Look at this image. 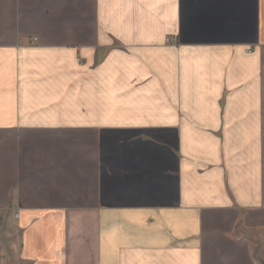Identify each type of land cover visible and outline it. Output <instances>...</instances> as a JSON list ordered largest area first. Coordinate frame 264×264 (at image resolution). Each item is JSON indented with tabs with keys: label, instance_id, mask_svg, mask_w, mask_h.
I'll list each match as a JSON object with an SVG mask.
<instances>
[{
	"label": "crops",
	"instance_id": "obj_1",
	"mask_svg": "<svg viewBox=\"0 0 264 264\" xmlns=\"http://www.w3.org/2000/svg\"><path fill=\"white\" fill-rule=\"evenodd\" d=\"M0 264H264V0H0Z\"/></svg>",
	"mask_w": 264,
	"mask_h": 264
}]
</instances>
